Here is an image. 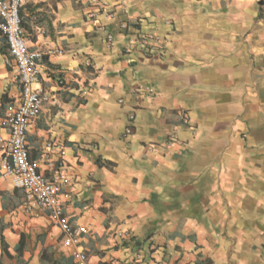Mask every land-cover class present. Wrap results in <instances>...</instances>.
<instances>
[{"label":"crops","instance_id":"obj_1","mask_svg":"<svg viewBox=\"0 0 264 264\" xmlns=\"http://www.w3.org/2000/svg\"><path fill=\"white\" fill-rule=\"evenodd\" d=\"M20 15L43 54L29 159L62 209L28 205L0 145V264H264V0H23ZM20 96L0 33V122Z\"/></svg>","mask_w":264,"mask_h":264},{"label":"built area","instance_id":"obj_2","mask_svg":"<svg viewBox=\"0 0 264 264\" xmlns=\"http://www.w3.org/2000/svg\"><path fill=\"white\" fill-rule=\"evenodd\" d=\"M23 0H0V33L5 37L9 54L15 60L17 80L21 86L19 107L9 117L0 122V130H8V137L0 134V145L3 150L2 177L11 180L16 189L26 193L29 206L40 204L54 216L62 209L60 186L56 181L48 180L37 171V164L29 159L27 134L29 126L34 121L45 101L40 90L36 89L41 75L40 62L43 54L32 51L22 25L20 9ZM108 17L112 15L104 12ZM92 14L90 17H97ZM126 24L122 25L126 29ZM109 36L107 42L112 43ZM145 43L133 37L131 46L142 47ZM131 47L128 52H131ZM134 120L135 115L131 114ZM184 123H188L184 119ZM131 133V129L127 131ZM51 147V144L48 145ZM62 231V245L65 248L80 243L82 230L68 222L60 224ZM82 261L85 259L82 257Z\"/></svg>","mask_w":264,"mask_h":264},{"label":"trees","instance_id":"obj_3","mask_svg":"<svg viewBox=\"0 0 264 264\" xmlns=\"http://www.w3.org/2000/svg\"><path fill=\"white\" fill-rule=\"evenodd\" d=\"M1 175V174H0ZM0 245L2 246V248L4 249V251L7 253V245L4 243V239L3 237L0 238ZM23 240L21 241V243L19 244L18 247H16V251L18 253H21L23 251ZM49 250H44V254L42 256V261L45 264H60L59 260H55L53 258V254L48 253ZM68 262L72 264L71 259H68ZM104 264H108V263H104ZM130 264V263H129ZM131 264H136L135 262L131 263Z\"/></svg>","mask_w":264,"mask_h":264}]
</instances>
